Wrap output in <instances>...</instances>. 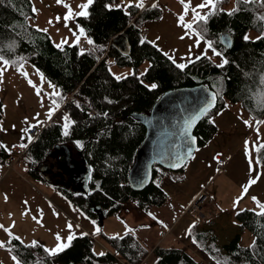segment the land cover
<instances>
[{"label": "trees", "instance_id": "16d2710c", "mask_svg": "<svg viewBox=\"0 0 264 264\" xmlns=\"http://www.w3.org/2000/svg\"><path fill=\"white\" fill-rule=\"evenodd\" d=\"M112 3L113 0H93L88 7L89 15L77 17L84 37L78 45L64 44L61 49L56 47L48 32L37 31V27L31 24L30 17L34 16L31 0H0V41L15 40L17 44L15 52L5 49L4 55L10 60L23 55L34 63L57 85L64 97V107L71 119L76 121L67 136L63 135L61 123L53 119L46 121L41 132L29 142L20 160L25 162L31 177L39 180L43 178L40 169L47 155L55 149V144L70 140L83 142L81 156L90 168V191L86 195L66 193L75 204L100 222L97 213L90 209L93 205L101 208L98 212L100 216L102 212L119 214L129 200L144 209L167 200L165 190L154 181L140 190L129 184V170L146 131L145 126L131 115L132 112H149L161 94L171 88L205 83L214 89L210 85L214 81L221 85L219 90L214 89L218 93L217 103L194 130L200 146L218 132L217 124L210 118L212 111L224 107L226 103L239 101L240 96L249 91L264 88V39H257L264 36V20L260 19L264 16V6L259 2L236 3L241 10L232 15L228 14L230 10L218 4L217 8L223 11H217L209 19L206 37L216 42L214 47L223 52V58L229 63L220 67L207 55L209 58L189 63L183 70L177 68L168 55H164L142 34L144 21L158 18L161 8L133 6L127 8L128 15L121 7H106ZM249 30H254L256 36H248ZM121 32L127 35L132 45L131 56L121 54L110 42ZM224 32L233 38L231 48L220 41ZM245 35L248 40L244 39ZM89 39L94 44L87 42V48H83L82 43ZM81 48L84 49L83 55H80ZM146 60L149 65L141 75L139 66ZM112 61L131 66L134 72L117 80L112 70L109 71ZM153 84L157 87L152 88ZM0 144L3 145L1 141ZM12 156L11 151L0 147V165ZM260 159L264 161L263 153ZM234 218L242 231L248 229L252 232L256 247L250 248L252 243L243 244L240 232L218 245L215 234L195 227L192 234L198 241L200 252L212 264L215 261L211 257L216 255L230 258L231 264H264V217L252 211L238 210ZM99 233L112 249L104 252L105 256L95 253L96 239L91 233L76 235L71 246L56 256H49L40 243L27 247L30 244L12 240L7 248H11V252L24 264H141L152 255H156L157 264H199L182 247L157 245L151 250L136 234L112 239L114 235H108L102 229ZM215 249L219 250L218 253Z\"/></svg>", "mask_w": 264, "mask_h": 264}, {"label": "crops", "instance_id": "0c3cea01", "mask_svg": "<svg viewBox=\"0 0 264 264\" xmlns=\"http://www.w3.org/2000/svg\"><path fill=\"white\" fill-rule=\"evenodd\" d=\"M31 1L32 7L38 10L34 12L33 17H30L31 24L39 29H47V32L51 35L56 45L64 38H67L68 42L66 44L75 43L76 36L74 32H76V35H79L78 26L80 28L82 27L77 21L78 16L70 19L67 22L68 26L65 27L63 17L68 11L65 5H70L74 13H79L82 9L78 6L87 3V0H61V3H57V0H52V2L50 0ZM126 3L127 0H113L111 5L112 7H117V5ZM58 12L62 13V16L59 15ZM57 16L60 17L59 22L56 21ZM50 20L52 23H49ZM146 33L148 34L149 31H146ZM83 37L84 35L80 36V39ZM231 115L235 117L234 114ZM212 119L217 126L220 127V130L203 146H198L195 153L199 163L206 164L207 159L210 158L212 165H216V167V154H224L228 159L224 168L221 169V172H217L220 173L219 176L223 177L222 181L214 184L212 187L214 193L210 192L209 195L207 193L208 190L204 192L203 188L206 183L200 186L196 194L189 200L188 204L185 202L180 206V204L177 203L180 209L178 212L179 214L173 220L167 221L168 225H166V227L158 226L156 219L148 215L150 209L154 206H151L149 209H144L136 202L129 200L120 211V220L125 223L123 226L124 231L126 230L125 225L134 229L135 234L143 240L151 250L157 245L165 247H182L188 250L199 264L212 263L206 260L204 254L200 252L197 243L193 242L194 235L188 236L186 234V230L193 222H196L197 229L215 234L217 236L218 245H222L238 232L245 234V230L242 231L239 222L235 220L234 214L238 210L244 208L256 209V211L259 212L260 209L252 199L254 196L261 202H264V162L260 161V163L257 164V157L255 158V156L250 153L252 165L256 169L255 172H250L249 152H243L241 148L237 149L234 145H229L227 142L221 143L220 131L222 127L218 121L221 119V116ZM69 142L70 141L67 142L68 147L76 157L78 166L81 167L78 154L80 146L77 143L72 146ZM12 150H14L13 147ZM22 151L23 150L20 152ZM11 152L14 153L15 156L18 155V152ZM52 152L53 154L47 155V160L42 165L45 169H43L42 172L40 171L43 178L39 179V181L46 183L42 185H48L51 188V190L48 191H45L41 185L39 186L36 180H33L34 178L31 177L25 162L19 160L18 157L15 158L12 167L7 164V161L0 165V225H3L4 228L11 227L12 233L15 236L21 237L22 243L31 244L33 241H36L48 249L56 247L58 243L56 238L57 233H59L65 241L67 240L69 235L67 225L69 222L73 225V231L76 235L83 232L95 234V230L97 228L101 230L102 226L106 234L116 235L117 233H112L115 223L110 221L105 224L103 220H101V222L95 220L90 214V216H87L85 214L86 212H83L82 207L78 206L67 197H63V193L67 194L65 188H63L61 183L57 182L56 176L48 171L50 164L56 162V156H62V152ZM82 169L84 170V168ZM223 170L226 172H223ZM232 174L236 175L243 185L248 183L250 178H255L257 174L260 176L258 182L250 187L253 193L249 194L248 192L245 198L240 202L238 208H234V201L238 196L231 198L229 196H222L217 192L219 187L226 188L227 191H230L232 187L231 183L228 182L226 184V182L229 181L228 177ZM210 186L211 184L207 189L210 188ZM203 193L207 196V206L205 208L207 209V213L211 215L208 217L201 216L199 220L194 214H189L188 210L193 201ZM5 196H7V199H5ZM25 201H27V205H25ZM62 206L67 208L66 212L63 210L64 208ZM61 207L63 209H61ZM29 209L30 211H27V215H25L24 213ZM56 213H58V215H56ZM107 215L110 214H106L105 217ZM187 215L188 217H186ZM34 216L40 220L39 223L33 219ZM91 217L94 220H92ZM183 220L189 221V223L181 230L180 225ZM93 221H95V223H93ZM13 223L14 227H12ZM76 225H79V227L77 228ZM9 239L10 237L8 234L3 229H0V241L7 242ZM13 255L14 254L9 251L7 247H0V264H15V261L12 259ZM37 261L41 262V260ZM21 264L24 263L21 262Z\"/></svg>", "mask_w": 264, "mask_h": 264}, {"label": "rangeland", "instance_id": "374dc122", "mask_svg": "<svg viewBox=\"0 0 264 264\" xmlns=\"http://www.w3.org/2000/svg\"><path fill=\"white\" fill-rule=\"evenodd\" d=\"M50 1L52 2V0ZM201 2L202 0H191V6L195 7ZM153 3L158 4L162 13L158 18H150L144 21V30L149 31V33H146L144 37L148 41L154 43L161 51L167 53L168 56L174 57L176 63L186 62L190 48L193 58L200 55L204 51L205 45L201 43L200 47H196L195 38L190 37V35H186L187 30L178 23V16L184 11V6L180 3V0H144V6L152 5ZM236 3L237 0H224L221 6L226 10H232L236 7ZM200 11L206 12L208 9ZM58 13L62 16V13ZM192 19L193 14L191 10H189L185 20L186 22H190ZM247 35L254 37L256 36V32L254 30H249ZM181 37L184 38L182 39ZM207 55L212 57L219 64H221L224 60L223 56H216L211 50L208 51ZM148 65L149 61H144L139 66V73L144 72ZM109 67L116 75H128L134 72V69L131 66H122L114 63L113 61ZM24 70L29 74L28 78H25L19 71L16 70V68L9 67L3 74V82L0 83V101L2 103L3 110V117L0 118V141L3 145L7 146L9 151H13L12 147L14 146L19 147L21 144L29 143L27 139V135L29 134H25L22 130L27 128L30 124L37 123V120L35 119L37 114H39V120L44 122L48 121L46 113L49 110L50 101L46 93H51L53 91V88L49 86V82L55 85V90L59 92L57 85L51 82L31 61L27 60ZM36 70H39V72ZM40 73L43 74V84L41 95L38 96L35 88L29 84L28 79L30 78L37 87H41ZM210 85L216 90L221 88V85H217L214 81ZM259 93V89H255V92L249 91L248 94L241 95L239 101L234 103L229 102L228 104L226 103L224 107L215 109L210 114L211 119L221 116V119L218 120L222 127V130L220 131L221 143L227 142L229 145H234L237 149L241 148L243 152L250 149V153L255 156V158L260 157V154L262 153L264 154V150L257 152L255 148L258 144L264 143V124L259 125V133L256 130V120H264V109L258 107ZM65 114H68V112L64 107L63 101L61 107L55 112L52 119L63 125L64 121L62 117ZM231 114H234L235 117H232ZM245 120H250L252 122V126H247L244 123ZM219 130L220 127L218 126V131ZM246 141L248 142L247 145ZM75 143L76 142H69L72 146H74ZM25 148L26 147H19V150L17 151L20 152ZM12 154L14 155V153ZM73 157L75 158L74 155ZM196 158L197 155L194 153L185 166L180 170H170L160 165L155 166L156 173L153 177V181L156 184L161 185V187L166 190L167 199L165 203L155 205L150 209V212L155 216L158 226L165 227L164 225H168L167 221L173 220L179 214L178 212L180 209L177 203H179L180 206L185 202L188 204L189 200H191V198L196 194L200 186L206 183L203 190L204 192L205 190H208L207 193L210 195V192L214 193V190H212L214 184L222 181L223 176H219L220 173H217L219 171L221 172V170H219L216 165H212L210 158L207 159L206 164L199 163ZM260 161L262 160L260 159ZM223 172L226 171L223 170ZM33 180L35 181L36 179ZM228 180L229 181H227L226 184L230 182L232 186L230 191H227L226 188L219 187L217 192L222 196H229L231 198L239 196L242 192L243 185L240 179L236 175L232 174L229 175ZM36 182L39 186L41 185L45 191L51 190L48 185H42L46 183L39 180H36ZM210 184V188L207 189ZM248 192L251 194L253 193V190L249 188ZM63 197H67L71 200V198L65 193H63ZM206 206L207 203L204 197L198 200L196 205L192 208L194 209L195 214H199L201 209ZM62 207L61 209L66 212L67 208L64 206ZM188 211L189 214H194L192 210ZM83 212L85 213L84 209ZM85 214L90 216L88 213ZM186 217H188V215ZM120 218V213L110 214L107 215L103 221H105V224L110 221L115 223L112 233H119L122 236L125 233L123 229L125 223L121 222ZM91 219L94 220L92 217ZM188 223L189 221L183 220L180 225V229L183 230L184 226H187ZM101 228L103 230V226ZM94 238L96 239V243L94 245L96 251L94 252L96 254L100 252L112 251L104 237L99 232L94 234ZM253 239L254 235L252 232L245 229V234H242L241 236V242L243 244L250 245ZM146 261L149 262V264H157L156 255L146 258L145 262Z\"/></svg>", "mask_w": 264, "mask_h": 264}, {"label": "snow or ice", "instance_id": "6c2138e0", "mask_svg": "<svg viewBox=\"0 0 264 264\" xmlns=\"http://www.w3.org/2000/svg\"><path fill=\"white\" fill-rule=\"evenodd\" d=\"M224 2V0H202V2L199 5H196L195 7L191 6V0H180V3L184 6V11L182 14H180L178 16V23L179 25L183 26L187 31H186V35H190V37H194L195 38V43H196V47H200L201 43H203L205 45V49L204 51L198 55L195 56L193 58V55L191 53V48L189 51V55L187 57L186 62L183 63H176V60L174 57L169 56V59L172 60V62L176 65L177 68L183 70L185 69L189 63H194L196 60H200V59H204V58H209L207 56V53L209 50H211L213 52L214 55L216 56H223V52L222 51H218L215 47L214 44L216 43L215 41L211 40V39H207L206 34L208 31L207 25L209 22V19L216 15L217 11H223L222 8L218 9L217 5L218 4H222ZM259 2L261 6H264V0H237V4H252V3H257ZM57 3H61V0H57ZM93 3V0H87V3L81 4L78 7H80L82 9V11H80L79 13H74V11L72 10L70 5H65V7L68 9L67 13L65 14V16L63 17L64 21H65V27L68 26V21L70 19H73L75 16H88L89 13L87 11L88 7ZM137 7V8H144V0H127L126 4H122V5H117V7H122L126 14L130 15V13H127V8L129 7ZM106 7L110 8L112 7V5H106ZM153 8L158 7L157 3H153L152 4ZM203 9H208V11L206 12H201L200 10ZM189 10H191L192 14H193V19L190 22H186L185 17L188 15ZM241 9L239 7H235L232 10H230L228 12L229 15H232L238 11H240ZM33 11L36 12L38 11L35 7H33ZM261 20H264V16L260 17ZM60 17L57 16L56 17V21L59 22ZM49 23H52V21L50 20ZM37 31H41V32H45L47 33V29H39L37 27ZM78 31H79V35H76V32H74V35L76 36V40L73 46L78 45L79 41H80V36L84 35V30L82 28H80L78 26ZM182 39L184 37H181ZM245 40H248L249 37L247 35H245L244 37ZM257 39H264V36L261 37H257ZM67 38H64L61 40V42L59 44L56 45L57 48H63L64 44H66ZM89 44H94V41L89 39L87 41ZM141 43H144L143 40H141ZM17 47L16 41L15 40H9L7 42L4 41H0V83L3 82V74L5 71L8 70L9 67H14L16 68L17 71H19L25 78H28L29 74L24 70V66L27 63V57L20 55V56H16L14 59H8L6 58V56L4 55L5 49H7L8 51L11 52H15V49ZM84 54V49L81 48L80 49V55ZM164 55H168L167 53H164ZM229 63V61L225 58L222 63L219 65L220 67H223L225 64ZM37 72H39V70H36ZM109 71H111V69H109ZM115 79L120 80V79H124L126 78L127 74L124 75H116L115 73H113ZM141 75H143V73H141ZM41 76V87H37L34 82L29 78L28 82L29 84L35 88L36 93L38 96L41 95V91H42V84H43V74L40 73ZM262 84H264V79H262ZM49 86L51 88H53V91L51 93H46V95L49 97V101H50V107L48 112L46 113L48 120L51 121L53 115L55 114V112L61 107L62 102L64 100V97L62 95V93L58 92L55 90V85L51 84L49 82ZM152 88L157 87V85L153 84L151 85ZM218 95V93H213L211 98L206 102L205 106L202 107V109L200 110V113L202 115H207L209 112V109L211 107L214 106V102L216 100V96ZM259 96V100H258V107H260L261 109H264V88L261 89L260 93L258 94ZM105 116H107V113H104ZM39 114H37V117H35V119L37 120L36 124H30L27 128L23 129L22 131L25 134H29L27 135V139L29 142H31V140L33 139V137L30 135L31 131L33 128L36 127H40L43 126L44 121L39 120ZM199 115H197L196 117L193 118V121H190L188 123V127L192 126V123L195 121V119H198ZM27 119V118H26ZM64 123L62 125L63 127V135L67 136L69 135V129L71 128L72 125H74L76 123V121L71 120L70 116L68 114H65L62 117ZM214 122V121H212ZM244 123L251 127L252 126V122L250 120H245ZM264 124V120H256V130L259 133V125ZM193 142L195 141V137H192ZM79 146H83V142L81 141H77L76 142ZM248 144V142L246 141V145ZM0 147L7 149V146L0 144ZM15 147V146H14ZM19 147H27V144H21L19 145ZM261 150H264V143H260L256 146V151L260 152ZM250 149L248 150L249 152V165H250V172H255L256 169L253 167L252 165V159H251V155H250ZM188 153L189 155H191V149H188ZM218 159V156H217ZM260 163V157L257 158V164ZM172 167H178L180 165L178 164H172ZM260 176L259 174L256 175L255 178H250L248 183H246L245 185H242V192L241 195L238 196L235 201H234V208H238L240 202L245 198V196L248 194L249 188L252 185H255L258 180H259ZM5 199H7V196H5ZM253 201L256 203L257 207L260 209L259 212L256 211V209H240V212L243 211H252L255 215L257 216H261L264 217V202H261L257 197H252ZM25 205H27V201H25ZM183 207V206H182ZM27 211L24 213L25 215H27ZM42 211V210H41ZM239 214V212L237 213ZM56 215H58V213H56ZM149 216H153V218L155 219V216L153 213L149 212L148 213ZM119 218V217H118ZM34 220H36L38 223L40 222V220L37 219V217H33ZM93 223H95V221H93ZM163 223V222H160ZM12 227H14V223L12 225ZM68 229H69V235L67 237V240L65 241L64 238H62L59 233L56 234V238L58 240V243L56 245L55 248H51L48 249L46 248L45 251L47 252V254L49 256H56L58 255L60 252L64 251L66 248L71 246V242L73 239L76 238V233L73 231V225L71 224V222L68 223L67 225ZM76 227L78 228L79 225H76ZM126 230L124 233V236L131 234H135V230L132 229L131 227H128L127 225L125 226ZM166 227V225H165ZM196 227V222H193V224H191L189 226V228L186 230V234L188 236H192V230ZM0 229H3L8 236L10 237L8 242L5 241H0V247H8V245L11 244L12 240H18L21 241V237L19 236H15L12 231H11V227L9 228H4L3 225H0ZM100 231L99 228L96 229V232L98 233ZM80 235H87V233H81ZM124 236H121L119 233H117L116 235H114L113 237H111L112 239H123ZM193 242L194 243H198V241H196L195 237H193ZM38 242L33 241L30 245H27V247H35L37 246ZM250 248L254 249L256 247V241L253 240L252 244L249 246ZM9 251H12L11 248H8ZM214 251H216L218 253V249H215ZM97 255L99 256H105L106 253L104 252H100ZM214 261L215 264H231V260L228 257H220L218 255L216 256H212L211 257ZM13 261H15V264H21V261H19L17 259V257L15 255L12 256Z\"/></svg>", "mask_w": 264, "mask_h": 264}, {"label": "water", "instance_id": "95a60500", "mask_svg": "<svg viewBox=\"0 0 264 264\" xmlns=\"http://www.w3.org/2000/svg\"><path fill=\"white\" fill-rule=\"evenodd\" d=\"M221 43L227 48L233 45V38L228 32L220 36ZM111 44L123 55L131 56L132 45L124 32L115 35ZM216 93L214 89L205 83H198L190 86H179L166 90L155 101L150 111L147 113L132 112V116L141 122L145 128V136L136 150L133 165L129 170V184L136 190L148 186L154 176V166L160 165L166 169H182L187 161L194 155L198 147V138L194 132L196 125L204 115L200 110L206 102ZM217 103V96L214 106ZM199 115L198 119L188 127V123ZM192 137H195L193 142ZM55 149L63 148L64 163L74 162L76 174L85 178L84 188L79 191L85 195L89 193L90 168L86 163L87 171L78 167L77 160L67 144H55ZM191 149V155L188 149ZM54 149V150H55ZM52 153V151L50 152ZM178 164V167H172ZM95 210H101L97 205L92 206ZM104 218V213L99 217Z\"/></svg>", "mask_w": 264, "mask_h": 264}, {"label": "flooded vegetation", "instance_id": "af4514ba", "mask_svg": "<svg viewBox=\"0 0 264 264\" xmlns=\"http://www.w3.org/2000/svg\"><path fill=\"white\" fill-rule=\"evenodd\" d=\"M57 152H62V156H56V162L50 164V171L56 176L57 182H61L69 190H80L84 188V180L82 177L76 174L75 163L67 162L64 163L65 156L63 155L64 150L62 148L57 149ZM80 162H82L81 150L79 149ZM76 158V157H75ZM56 169V170H53ZM58 172V173H57Z\"/></svg>", "mask_w": 264, "mask_h": 264}, {"label": "built area", "instance_id": "2783aa9c", "mask_svg": "<svg viewBox=\"0 0 264 264\" xmlns=\"http://www.w3.org/2000/svg\"><path fill=\"white\" fill-rule=\"evenodd\" d=\"M142 32L145 33V30H143ZM83 47H84V48L86 47V43L83 45ZM38 132H39V129H38V127H36V128H33V129H32V131H31L30 134L33 135V136H36ZM217 156H218L217 164H218V167L221 169V168L224 167V165H225V163H226V161H227V157H226L225 155H222V154H220V155L218 154ZM7 164L11 167V166L13 165V161L8 160V161H7ZM198 200H199V199H198ZM198 200H196V201L193 203L192 207L196 205V203H197ZM193 213H194V210H193ZM194 214H195V213H194ZM210 215H211V214H208V213H207V210H206V209H203V208L201 209V212H199V214H195V216H197L198 218L201 217V216L208 217V216H210ZM145 264H149V263L146 261Z\"/></svg>", "mask_w": 264, "mask_h": 264}]
</instances>
